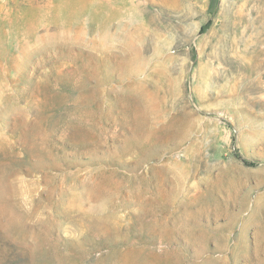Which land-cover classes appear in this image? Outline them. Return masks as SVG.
<instances>
[{"label":"rangeland","instance_id":"1","mask_svg":"<svg viewBox=\"0 0 264 264\" xmlns=\"http://www.w3.org/2000/svg\"><path fill=\"white\" fill-rule=\"evenodd\" d=\"M0 264H264V0H0Z\"/></svg>","mask_w":264,"mask_h":264}]
</instances>
